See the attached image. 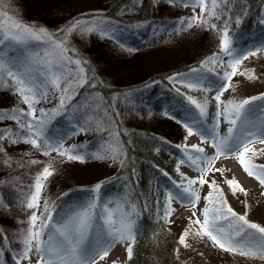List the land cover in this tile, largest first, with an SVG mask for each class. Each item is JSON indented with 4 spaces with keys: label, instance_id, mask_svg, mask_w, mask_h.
<instances>
[{
    "label": "rangeland",
    "instance_id": "374dc122",
    "mask_svg": "<svg viewBox=\"0 0 264 264\" xmlns=\"http://www.w3.org/2000/svg\"><path fill=\"white\" fill-rule=\"evenodd\" d=\"M107 1L3 0L4 10L8 11L10 15L14 14L24 23L35 28H44L58 40L65 39L66 55L73 60L78 59L81 61L80 66L84 68L83 75L86 77V82H88L89 77L86 73V66L89 64L92 66L95 79L97 78L104 84L119 88V92L113 95L112 102L107 105L97 92L85 93L82 97H78L80 89L84 87L86 82L83 87L74 84L72 99L67 102L66 111L51 120L49 132L67 134L63 141L65 147L76 145L78 152L81 154L87 153L89 156L97 152L108 151L114 145H118L122 149L117 135V123L114 122V119L116 118L123 127L129 126V123L133 120L129 117L128 106L140 103L142 99L150 96L151 100L146 104L155 103L157 107L158 104L161 105V114L157 116L156 112L149 107L150 111L148 110L149 114L146 116V120L153 123V132L159 138L180 147L181 153L179 155L182 156L180 161H187V157L183 152L185 145L189 149V154L193 157L198 155L191 151L193 145L204 148V154L207 156L214 155L215 149L209 143H201L199 135L188 136L187 130L183 126V122L192 123L189 120L190 113L198 117L197 110L189 104L186 97L191 96L198 101H203L207 96L209 101L208 94L212 91L205 93L199 90H189L183 87L180 81L191 82L197 76L201 77L205 84L209 80L219 81V77L223 75L225 70L224 68L217 67L213 72L211 64L201 67L202 62L208 60L214 54L218 55L224 62L229 59L219 50L218 39L220 36L218 32L206 27L193 26L188 28L186 23L181 24L182 20L187 21L193 15H200L199 7L185 6L186 3H190V0H185L184 3L181 0H176L174 4L170 3L169 0H151L148 11L150 18L140 22L125 21L133 18L134 12L132 10L122 11L121 17L124 20L120 22L101 17L99 14L106 10ZM208 2L210 4V0ZM230 7V12H225L220 19H213L210 22L215 23L218 28L222 29L224 21L229 20L230 16V35H234L239 31L245 6L239 0H233ZM205 15L207 14L205 13ZM237 16L240 18L239 25L235 23ZM76 21H82L89 26H110L113 30L112 38H101L98 32L87 33L80 30H74L65 35V29ZM197 28H201L200 36L192 42H185V38H182L183 33H194ZM160 32L171 35L167 45L162 44L155 48L149 47L146 51H138L139 44H143ZM261 46H264V35L261 31L256 32L255 35L245 31L239 35L236 48L246 51ZM28 47L40 58H43L46 52L49 54L50 59L55 58L51 45L44 40L30 41ZM180 66L186 67L190 71L171 76L178 78L176 82L170 81L171 77L168 79L167 84L158 81L145 83L146 80L144 81L152 70L171 71ZM67 67L72 76L75 77L77 66L67 64ZM193 68L197 69V72L193 73L191 71ZM245 69L250 72L255 70L257 78L249 80L240 75L233 77L231 87L221 97L222 101H239L264 94V53L257 56V59L250 57L244 61L240 71ZM140 77L143 79L140 80ZM142 83H144L142 86L137 87ZM60 95L59 91H53L50 88L48 99L42 100L35 107L49 111L58 106ZM255 103L260 104L262 102L256 101ZM13 106L27 110L26 105L19 103L17 95L12 94L6 88L0 87V109L9 110ZM77 120L81 124L87 121L88 123L85 126L89 130L86 132L81 131L76 124ZM213 123L214 121L207 123L206 120L205 127L211 128ZM9 126L13 130L17 128L14 122L5 120L0 123V130H4ZM195 127L199 128V125ZM227 128L228 124L221 117L217 131L223 136L227 133ZM74 129L79 132L78 135H72ZM2 143L11 158V163L10 165L0 166V227L4 228L9 238V242L0 248V264H6V254L15 258L21 250L22 244L19 242L18 233L28 227V219L32 211L40 215L43 211V203L47 200L50 204L55 205L54 218L65 216L80 206L77 204L79 200L77 198V194H79L77 188H86L85 191L88 192L84 196L92 194L96 201L103 198L104 206L106 205L109 210H115V218L118 219L120 213L124 212L130 214V219L137 221L138 212L135 207L119 202V200L109 201L108 195L102 197L105 192L100 189L98 194L92 191L98 184L103 186L106 180L113 176L121 166L119 160H123L124 155L116 161L111 159H86L84 163L69 162L66 158L57 156L55 152L51 153V156H44L28 144L20 143L9 147L7 140ZM252 147L259 150L264 148V145L256 143ZM31 160H37L39 163L35 165L28 163ZM225 160H231L230 162L234 164L237 169L235 174L225 163ZM49 161H54L55 174L45 182V188L41 193L40 208L29 210L24 206L23 201L29 191H34V188H30V186L34 184L37 172L42 170V167ZM180 161L177 165L180 178L183 174L188 178L196 179L199 175L198 172L193 167L188 166L187 162L180 163ZM254 163L264 164V154H260L258 158H255ZM37 165L41 167L39 170L32 169ZM20 167L25 168L21 174L17 173ZM215 168L225 169L223 176L219 173H210L207 179L217 181L228 204L235 212L243 215L247 211V218L251 222L264 227V196L261 195L264 188L254 178L247 176L238 161L233 157L217 160ZM225 178H235L247 191L248 195L237 193L236 196H233L225 183ZM183 183H186V181H183ZM194 187L199 190L201 196L196 208L197 216H200L199 210L205 206L203 197L207 195L209 188L207 185L203 187L195 185ZM179 191L180 189L174 184L168 194ZM65 193L67 195H64ZM8 202L13 203L16 210L22 211L25 218L13 215L9 210L11 205ZM86 202L88 203V201ZM165 203L167 204V200ZM245 204L248 205L247 209ZM171 208L173 212L169 217V230L178 241L182 232L189 226V218L195 219L196 217H192L193 210L190 206L182 207L175 200L171 202ZM221 223L227 225V222L222 221ZM193 228H198V226L193 225ZM187 243L190 247L185 248L179 245L176 252V256L182 264H264V261L259 259L226 253L214 247L207 238L201 240L190 234ZM122 255L127 259L125 249ZM33 259H37L35 254L31 257V260ZM29 262L21 261V264H28ZM116 263L121 264V259H118ZM123 264H126V260Z\"/></svg>",
    "mask_w": 264,
    "mask_h": 264
},
{
    "label": "snow or ice",
    "instance_id": "6c2138e0",
    "mask_svg": "<svg viewBox=\"0 0 264 264\" xmlns=\"http://www.w3.org/2000/svg\"><path fill=\"white\" fill-rule=\"evenodd\" d=\"M169 2L174 4L176 0H169ZM181 2L184 3L185 0ZM232 3L233 0H210V4L208 0H190V3L185 4L193 8L199 7L200 15H193L187 21L182 20L181 24L186 23L188 28L197 26L217 31L220 36L219 50L229 59L224 62L214 54L202 62L201 67L211 64L213 72L217 67L225 69L219 81L209 80L205 84L199 76L191 82L180 81L182 86L189 90L205 93L215 91L212 99L216 102V113L211 128L205 127L209 102L207 96L203 101H198L191 96L186 97L189 104L197 110L198 117L190 113L189 120L192 123L183 122L187 135H199L201 143H209L215 149V154L207 156L204 154V148L193 145L191 151L198 154L193 157L189 154L188 147L186 145L183 147L187 161L181 160L180 163L187 162L188 166L193 167L199 175L196 179H191L181 174V180L186 181L183 184L173 181L180 191L167 195L164 219L165 222H169L173 212L171 208L173 200L180 203L182 207L190 206L193 210L192 217L196 218H189V226L180 235L179 245L185 248L190 247L187 238L191 234L201 240L207 238L214 247L226 253L264 261V227L251 222L247 218V211L243 215L235 212L228 204L217 181L207 179L210 173H219L223 176L225 169L215 168V162L221 158L233 157L238 161L243 172L258 181L264 188V164L254 163L255 158L264 154V148L256 150L252 147L256 143L264 145V94L239 101H222L221 99L224 92L231 87L233 77L240 75L249 80L257 78L255 70L240 71V68L250 57L264 53V46L246 51L233 46L229 27L230 16L229 20L224 21L222 29L210 22L213 19H220L225 12H230ZM4 9V2L0 0V87L17 95L19 103L26 105L27 110L17 106L9 110L0 109V123L10 120L17 125L15 130L10 126L0 130V154H2L0 166L11 163V158L2 143L4 140L8 141L9 147L24 143L31 145L32 149L44 156H51V153L55 152L57 156L66 158L69 162L84 163L86 159L118 160L124 155L118 145L112 146L108 151L89 156L87 153L78 152L76 145L65 147L63 141L67 134L49 132L51 120L66 111L67 102L72 99L73 85L83 87L86 82V77L83 75L84 68L80 66V60H73L66 55L65 39L58 40L44 28L28 25ZM235 23L240 24L239 16L236 17ZM74 30L87 33L98 32L101 38H112L113 33L110 26H89L82 21H76L65 29V35ZM40 40L51 45V50L55 53L54 59H50L47 52L43 58H40L29 49L30 41ZM67 64L77 66L75 77L72 76ZM191 71L195 73L197 69L193 68ZM177 79V77H171L170 81L176 82ZM50 88L61 93L58 106L49 111L43 108L37 109L36 104L48 99ZM256 101L262 103L256 104ZM221 117L228 124L227 133L223 136L217 131ZM87 123L85 121L81 124L79 120L76 121L77 126L84 132L89 130L85 126ZM196 125H199V128L195 127ZM78 134L79 132L74 129L72 135ZM119 162L121 165L124 164L123 160ZM28 163L35 165L39 161L31 160ZM53 163L54 161H49L42 170L37 172L34 184L30 186L34 188V191H29L23 201L27 209L40 208L45 182L55 174ZM225 183L233 196L237 193L248 195L235 178H225ZM195 185L200 187L207 185L209 188L207 195L203 197L205 206L199 210L200 216H197L196 208L201 196ZM100 187L101 185L98 184L92 191L98 194ZM261 195L264 196V192ZM245 208H248L247 204ZM54 211L55 205L45 200L40 215H37L35 211L30 213L28 227L18 233L22 248L15 257V264L31 261L33 254L37 257L36 264H99L109 256L117 244L125 246L127 261L132 260L137 226L135 220L129 218V213L121 212L117 219L115 210H109L106 205L97 212L95 199L59 218H54ZM222 221L227 222V225L222 224ZM193 225L198 228L194 229ZM7 242H9L7 233L0 229V248Z\"/></svg>",
    "mask_w": 264,
    "mask_h": 264
},
{
    "label": "trees",
    "instance_id": "16d2710c",
    "mask_svg": "<svg viewBox=\"0 0 264 264\" xmlns=\"http://www.w3.org/2000/svg\"><path fill=\"white\" fill-rule=\"evenodd\" d=\"M244 3L245 12L242 14L239 31L230 35L233 46L236 48L238 37L242 32H250L255 35L256 32L264 35V0H239ZM151 0H108L106 10L101 12V17L123 21L121 12L132 10L133 18L125 20L126 22L146 21L150 18L148 11ZM201 34V28H197L194 33H183L182 38L185 42L196 40ZM171 36V35H170ZM169 34L160 32L149 38L143 44H139L138 51H146L149 47H159L162 44H168L171 39ZM220 38L218 39V43ZM262 55V54H260ZM258 55V56H260ZM257 59V56L254 57ZM86 73L89 76L88 82L80 89L78 97L85 93L97 92L102 100L109 105L112 102L113 95L119 92L116 86L104 84L93 77L92 66H86ZM186 67L180 66L173 70H152L145 83L162 82L167 84L171 76L182 74L188 71ZM190 71V70H189ZM140 80L143 78H139ZM138 79V80H139ZM142 83L139 86H142ZM94 85V86H93ZM130 88V87H129ZM128 88V90H129ZM136 88V87H135ZM215 91L208 94L209 106L207 123L213 122L216 113V102L212 99ZM150 96L142 99L140 103L128 106L129 117L133 122L129 126L123 127L115 118L117 123V135L124 152V164L106 180L100 190L105 192L103 196L117 197L126 203L136 206L139 211V220L137 223V236L134 245L133 257L127 264H182L177 258L176 252L179 248L178 241L173 237L169 230L168 222H165V195L170 187V183L178 181L176 167L181 159L180 147H175L174 143L163 140L154 134L153 123L146 120L150 109L161 114V105L158 107L155 103L148 105ZM150 107V109H149ZM149 110V111H148ZM257 150V149H256ZM40 165L32 167L39 170ZM25 168L20 167L17 173H23ZM167 173V175H164ZM79 202L86 203L94 199V195H86V188H77ZM231 192V191H230ZM101 193V192H100ZM103 199V198H102ZM102 199L97 200V211L99 210ZM9 210L13 215L25 218L22 211L16 210L15 205L8 202ZM3 231L6 233L4 228ZM9 253V251H7ZM12 260L11 255L6 254V264Z\"/></svg>",
    "mask_w": 264,
    "mask_h": 264
},
{
    "label": "bare ground",
    "instance_id": "6f19581e",
    "mask_svg": "<svg viewBox=\"0 0 264 264\" xmlns=\"http://www.w3.org/2000/svg\"><path fill=\"white\" fill-rule=\"evenodd\" d=\"M231 160H225V163L230 167V169L232 170V172L235 174L237 169L234 166V164L232 162H230ZM125 249V246L122 244H117L112 251L109 253V256L105 258V260L100 261L99 264H115V262L118 259H121V264H123L125 257L123 254ZM30 264H36V259L31 260ZM117 264V263H116Z\"/></svg>",
    "mask_w": 264,
    "mask_h": 264
}]
</instances>
